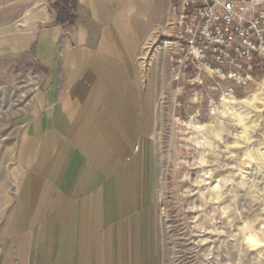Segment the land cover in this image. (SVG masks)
Here are the masks:
<instances>
[{"label":"crops","instance_id":"crops-1","mask_svg":"<svg viewBox=\"0 0 264 264\" xmlns=\"http://www.w3.org/2000/svg\"><path fill=\"white\" fill-rule=\"evenodd\" d=\"M55 1L0 0V90L28 83L4 158L0 264H157L150 146L174 83L161 44L147 69L138 60L173 0H76L62 24Z\"/></svg>","mask_w":264,"mask_h":264},{"label":"rangeland","instance_id":"rangeland-1","mask_svg":"<svg viewBox=\"0 0 264 264\" xmlns=\"http://www.w3.org/2000/svg\"><path fill=\"white\" fill-rule=\"evenodd\" d=\"M154 39L151 35L143 45L141 69L143 62L148 65L149 44L152 52L161 43L160 37ZM155 61L157 79L161 63ZM24 80L25 73L17 75L11 86L0 90L2 198L6 187L13 189L4 158L18 133L19 108L28 101L21 97L28 89ZM263 82L264 69L253 71L244 91L233 97L231 114L224 111L219 94L207 87L198 103L188 91L178 96L175 85L164 82L165 96L156 98L150 146L157 264H264ZM208 94L215 100L212 107L206 104ZM251 94H258L257 99L242 102Z\"/></svg>","mask_w":264,"mask_h":264},{"label":"built area","instance_id":"built-area-1","mask_svg":"<svg viewBox=\"0 0 264 264\" xmlns=\"http://www.w3.org/2000/svg\"><path fill=\"white\" fill-rule=\"evenodd\" d=\"M259 5L264 0L172 1L159 36L176 95L188 91L200 103L203 87L220 99L244 91L253 71L264 69V9H256ZM214 103L208 94L206 104Z\"/></svg>","mask_w":264,"mask_h":264},{"label":"trees","instance_id":"trees-1","mask_svg":"<svg viewBox=\"0 0 264 264\" xmlns=\"http://www.w3.org/2000/svg\"><path fill=\"white\" fill-rule=\"evenodd\" d=\"M56 6L59 8L57 20L60 24L73 22L76 16V0H60Z\"/></svg>","mask_w":264,"mask_h":264},{"label":"bare ground","instance_id":"bare-ground-1","mask_svg":"<svg viewBox=\"0 0 264 264\" xmlns=\"http://www.w3.org/2000/svg\"><path fill=\"white\" fill-rule=\"evenodd\" d=\"M263 87H264V82H263ZM258 95V94H257ZM257 95L256 94H251V95H249V96H247V97H245L243 100H242V102H247V103H252L254 100H256L257 99ZM221 104H222V107H224V111L226 112V113H229V114H231V113H233L234 112V108H233V105H235L236 104V101L234 100V98L233 97H231V96H223L221 99ZM241 102V101H240ZM224 112V113H225ZM222 113V112H221ZM216 124H217V122H216ZM215 128V127H214Z\"/></svg>","mask_w":264,"mask_h":264}]
</instances>
